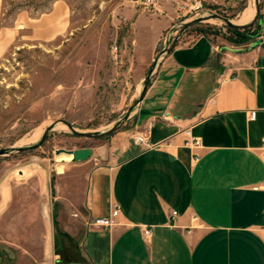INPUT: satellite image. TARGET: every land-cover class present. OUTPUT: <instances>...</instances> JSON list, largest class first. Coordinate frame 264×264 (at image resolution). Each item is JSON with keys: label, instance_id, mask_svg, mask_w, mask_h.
Here are the masks:
<instances>
[{"label": "crops", "instance_id": "0c3cea01", "mask_svg": "<svg viewBox=\"0 0 264 264\" xmlns=\"http://www.w3.org/2000/svg\"><path fill=\"white\" fill-rule=\"evenodd\" d=\"M228 1L203 0L207 5ZM3 3L0 0V20ZM152 21L159 20L149 25L155 24ZM136 24L141 33L151 32L143 29V20ZM70 26L66 0H55L38 15L20 8L11 21L0 24V58L19 38L51 41ZM260 40L233 47L202 33L190 42L179 41L155 67L127 133L148 130L153 145L124 138L112 152L92 148L86 160L57 171L61 238L53 211L43 205L36 219L41 227L27 235L34 240L23 249L38 250L50 264H64L62 256L67 264H264ZM154 50L156 45L145 60H154ZM187 129L201 138L200 145L185 143ZM57 156L61 162L73 161L71 153ZM34 171L43 197L37 203L52 202L48 170L38 164ZM9 177L0 183V204L20 193ZM114 204L120 206L115 225L87 226V218L108 215ZM174 209L178 213L172 217ZM143 226L152 228L149 238Z\"/></svg>", "mask_w": 264, "mask_h": 264}, {"label": "rangeland", "instance_id": "374dc122", "mask_svg": "<svg viewBox=\"0 0 264 264\" xmlns=\"http://www.w3.org/2000/svg\"><path fill=\"white\" fill-rule=\"evenodd\" d=\"M54 1L4 0L0 24L11 21L20 8L38 15L49 10ZM66 1L71 8V26L66 33L51 41L19 38L0 58V148L33 143L47 126L60 119L70 121L82 131L110 127L139 95L153 62V59L145 60L148 51L156 45L155 58L172 44L178 34L177 43L190 42L205 33L220 44L233 47H248L257 40H264V0H260L261 21L257 20L241 31L230 29L218 18L182 29L184 22L193 18L195 13L213 11L237 19L252 3L256 10L255 0L204 4L199 10L169 0L164 2L162 12L153 13L142 10L135 0ZM137 19L138 24L143 20L147 24L143 29L151 32L141 33ZM151 20L159 21H152L155 24L149 25ZM239 32L251 37L243 39ZM136 108L130 118L111 134L81 136L60 122L39 147L0 156V183L10 175V181L20 192H15L13 200L0 204V264H50L38 250H24L22 245L34 240L33 237L28 239L27 235L33 236V232L39 231L41 226L36 224V219L43 205L53 211L56 235L61 238L57 220L61 203L55 198L54 191L56 176L57 171L66 170L75 161L61 162L56 150L89 146L95 151L106 149L112 152L113 146L124 138L134 139L135 133H127L132 128ZM37 130L38 136L25 142ZM38 164L48 170L50 177L52 202L48 200L45 204L37 203V199L43 198L36 187L34 168ZM19 168L24 172L19 174L16 170ZM5 214L6 217L2 218ZM62 259L64 264L68 263L67 257L62 256Z\"/></svg>", "mask_w": 264, "mask_h": 264}, {"label": "water", "instance_id": "95a60500", "mask_svg": "<svg viewBox=\"0 0 264 264\" xmlns=\"http://www.w3.org/2000/svg\"><path fill=\"white\" fill-rule=\"evenodd\" d=\"M255 4H256V12L254 17L247 23L244 24H239L237 22H235L232 18L228 17V16H224L222 14H219L217 12H213L210 11L209 14H202L196 17L191 18L190 20H186L184 22V27L182 29V31H184L188 26L200 22V21H204V20H209L211 18H218L221 21H223L228 27L230 28H240V29H244L247 27L252 26L257 20H260V0H255ZM180 37V34H178L175 38L174 41L172 42V44L170 46H167L166 48H164L161 53L156 56L150 66V68L148 69L146 75H145V80L143 83V86L141 88V91L139 93V95L137 96L135 102L128 107L127 111L125 112V114L119 118L114 124H112L110 127L103 129V130H86V131H82L77 129L70 121L66 120V119H60V120H56L53 123H51L49 126H47L45 128V130L43 131V133L41 134V136L33 143L30 144H22V145H10V146H6V147H2L0 148V156L1 155H10L13 152H24V151H28V150H32L35 149L37 147H39L47 138V135L49 134V132L51 130H53L60 122H63L64 124H66L70 130L77 135H81V136H86V137H100L103 135H108L111 134L113 132H115L116 130L119 129V127L126 122L133 110L138 107L139 103L141 102V100L143 99L147 88L149 86L151 77L153 75L154 69L157 66V64L160 62L161 58L167 54L169 51H171L176 45H177V41ZM262 40H259V42ZM61 152H66V153H71L73 154L72 160L73 161H83L86 160L87 158H89L92 153H93V149L92 147H80V148H76V149H66V148H59L56 150V153H61ZM71 264H79L77 262H72Z\"/></svg>", "mask_w": 264, "mask_h": 264}, {"label": "built area", "instance_id": "2783aa9c", "mask_svg": "<svg viewBox=\"0 0 264 264\" xmlns=\"http://www.w3.org/2000/svg\"><path fill=\"white\" fill-rule=\"evenodd\" d=\"M142 10L153 13V12H162L161 6L164 2L169 0H135ZM178 3L179 6H189L192 10H199L202 9L204 3L203 0H174ZM203 13H195V16H199L204 14ZM251 116H254L252 113ZM152 122H149L148 129L150 130L152 127ZM147 131H141L136 132L134 134V140L137 143L143 144L146 147L152 146L153 144L149 140V132ZM187 134L189 137L186 139L185 143L189 144L190 146H198L201 144V138L198 136L191 135L190 129H187ZM263 145H262V153L264 155V137L262 139ZM259 186L256 185L255 188H258ZM178 213L177 210H172V217L176 216ZM120 214V206L119 204H114V206L111 208V211L106 216H96V217H90L85 220V223L87 226H93L98 228H111L113 225L117 223V218ZM143 234L146 238H149L152 234V228L150 226H143Z\"/></svg>", "mask_w": 264, "mask_h": 264}, {"label": "bare ground", "instance_id": "6f19581e", "mask_svg": "<svg viewBox=\"0 0 264 264\" xmlns=\"http://www.w3.org/2000/svg\"><path fill=\"white\" fill-rule=\"evenodd\" d=\"M255 12H256V10L254 9V5H253V3H252V5H249V6H248V7L242 12V14L240 15L239 18H237V19H233V20H234L235 22L239 23V24L247 23V21L249 22V20H250L251 18L254 17ZM60 127H62V126H60ZM38 134H39V131L37 130L35 133H33V134L31 135V137H29L28 139L26 138L27 141H25V142H28V140L30 141V140H32V139H35V138L38 136ZM24 138H25V137H24ZM23 143H24V142H23Z\"/></svg>", "mask_w": 264, "mask_h": 264}, {"label": "trees", "instance_id": "16d2710c", "mask_svg": "<svg viewBox=\"0 0 264 264\" xmlns=\"http://www.w3.org/2000/svg\"><path fill=\"white\" fill-rule=\"evenodd\" d=\"M230 29H232L234 31H241L240 28H230ZM239 34H240L241 38H243V39L244 38L247 39V38L251 37L250 34L249 35H245V34H242L241 32H239ZM251 35H253V34H251Z\"/></svg>", "mask_w": 264, "mask_h": 264}]
</instances>
